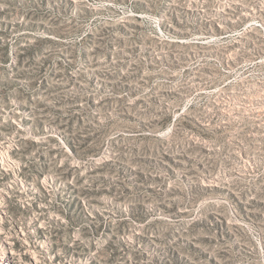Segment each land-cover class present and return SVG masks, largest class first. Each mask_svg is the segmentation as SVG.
<instances>
[{
    "label": "rangeland",
    "instance_id": "1",
    "mask_svg": "<svg viewBox=\"0 0 264 264\" xmlns=\"http://www.w3.org/2000/svg\"><path fill=\"white\" fill-rule=\"evenodd\" d=\"M3 6L0 264H264V0ZM121 22L136 35L97 31ZM44 61L85 78L58 92L75 153L36 88ZM92 134L102 153L80 157Z\"/></svg>",
    "mask_w": 264,
    "mask_h": 264
},
{
    "label": "trees",
    "instance_id": "2",
    "mask_svg": "<svg viewBox=\"0 0 264 264\" xmlns=\"http://www.w3.org/2000/svg\"><path fill=\"white\" fill-rule=\"evenodd\" d=\"M7 1L8 0H0V5H2L0 6V17L5 12L3 5H5ZM69 25L72 26V23H69ZM78 25L79 24L73 25L71 28H75ZM126 25H127V22H121L115 27L113 26H108L107 28L99 27L97 28V31L99 30V33L102 36L109 35L111 31H115V30H117L119 33H122L126 36H132V37L135 36L136 32L135 31L129 32L128 30H126L125 28ZM136 28L139 29L138 26H136ZM154 28L155 26L153 25V30ZM49 33L50 35H53L56 38L61 37L56 32H49ZM101 35H97V36H101ZM9 36H10V32H8L6 25L4 24V22H0V51L6 50L7 45L9 43V41L7 40ZM54 40H55L54 38H48V37L41 39L42 42H53ZM36 41L39 42L40 40H36ZM36 46H37V43H36ZM1 59L2 58H0V60ZM70 71H71V68H64L63 70H61V72H58L57 74H53V72H51L48 69V65L46 61H44V63L40 64V66L36 68V88L43 91V95L45 97V100L43 101V103L49 100L50 97H52L55 100L54 105H45L44 107H46V109L44 111L46 112L53 111L54 114L59 115V117L54 118L55 119L54 122H59V120L61 119L60 116L64 115L65 120L61 119V121H64V122H59V123H62L59 125H61L62 129H64L63 131L64 135L68 133L66 136H64L65 144L68 146V148L73 153H75L73 145L76 144V140H74V138H71V135L69 133H71L70 129L72 128L73 124H78V122L74 119V116L70 115L71 114L70 110H64L63 108L65 101H68L69 99L67 100L63 99V97H61L63 96V92L61 93H58V92L63 90V88H61L62 85L64 84L67 86H69L70 84L76 85L77 83L84 82L85 78L83 76V73H77V76L73 75L75 76L73 77L70 74ZM89 84H91V82H89ZM75 99L76 97L72 98L70 102H73ZM184 118H185L184 114L179 115L177 118H174V119H173V116L171 115L157 122L156 126L153 124L152 127H159V129L162 130L165 127L169 126L170 124H172V126H174V124H179L178 123L179 120L184 119ZM144 129L146 128L144 127L142 128V130L131 129L128 132H125V131H122V132L130 134V135H127L126 137L133 140V138H136V137H139V138L143 137V135L135 136V134L143 133ZM149 129H152V128H149ZM155 129H158V128H155ZM96 135L97 134H92L83 139L84 143H82L81 146L84 149L80 157L89 158L91 156H99L102 153L104 145H105L102 142L103 136L97 137ZM111 164H113L112 161H105L100 165V167L102 166L103 168ZM209 217L211 218L210 215ZM196 222L192 223V225L196 224ZM205 222H206L205 220H202V225L206 224ZM105 248L107 249L106 251L112 250V247L111 245H109V243L108 245L105 246ZM176 260H178V256H173L172 254V255L166 256L165 258H162V260H155L154 262H152V264H180ZM134 264H139V263L135 262ZM181 264H188V262L182 259Z\"/></svg>",
    "mask_w": 264,
    "mask_h": 264
}]
</instances>
